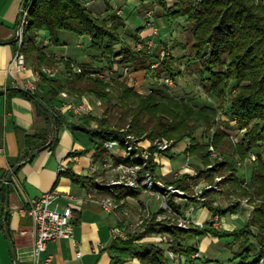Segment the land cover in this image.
<instances>
[{"label":"trees","instance_id":"1","mask_svg":"<svg viewBox=\"0 0 264 264\" xmlns=\"http://www.w3.org/2000/svg\"><path fill=\"white\" fill-rule=\"evenodd\" d=\"M161 3L168 18L173 20L185 17L192 23L194 31L192 48L199 59L201 66L199 72L208 92L224 102L230 81L232 79L241 81L238 92L232 95L231 105L226 109L225 114L237 119L241 128H246L243 139L234 142L228 132L221 128H216L214 134L207 130L208 134L199 137L198 130L202 126L206 125L210 129L214 124L216 110L208 106L197 107L184 98L175 97L168 92L165 85L149 92H140L130 84L120 82L121 86L114 87L115 90L110 92L108 91L110 81L106 76H96L87 66H81V71H76L70 59L61 58L60 62L65 63L66 74L55 78L43 77L44 83L50 85L48 91H42L38 87L26 88L27 91L18 89L8 91L11 96L21 95L36 100L39 106L52 114L50 117L53 119V130L50 136L46 133L25 135L24 143L27 148L23 160H32L34 157L28 159L29 156L50 140L49 147L54 146L57 131L65 126L74 133L80 131L87 135L97 149V156L105 155L107 153L105 141L123 139L127 131L111 125L110 118L106 116L97 118L91 112L80 115L67 112L76 118V121L71 120L65 115L66 113L56 108L54 102L64 90L78 100L84 94H91L109 105L113 104V97L116 95L124 108L132 112L129 132L146 134L153 140L166 136L174 139L175 144L186 138L190 139L192 144L188 149L189 153L202 160L201 164H196L199 178L214 181L217 173H225L226 170L229 172V177L222 182L224 187L221 193L226 197L235 195L237 198L223 208L215 205L217 192L207 190L204 204L211 210L220 209V213L224 215L237 211L243 197H248L251 201L255 196L261 198L250 220L241 228L217 229L211 222H207L204 228L199 230H174L183 248L189 252L198 249V242L194 240L203 234L211 233L219 238L233 237L235 240L241 238L245 249L237 252L233 259L241 258L242 264H246L245 260L251 257L253 251L250 226L260 229L261 239L264 235V151L257 150L264 142V0H180L172 8L166 7L164 0H161ZM27 21L24 26L22 49L27 62L35 68L45 65L55 66L60 63L59 58L48 48H41L38 45L39 33L47 32L52 44L59 45L57 32L72 31L81 35H90L91 47L103 53L102 55L110 63V68L118 63L131 66L136 71L144 70L156 77H161L162 73L167 76L176 73L174 64L177 59L173 54L163 59L159 68L153 67L154 61L160 60L159 54H150L144 49L135 50L130 45L124 44L123 38L116 32L117 28L109 27L105 20L94 16L82 0H34ZM208 42L211 45V53L204 57L203 51ZM118 44L123 46L118 48ZM17 47L16 40L15 51ZM131 100L134 102L133 106ZM93 121L98 124L96 128L91 126ZM212 135H215L214 142L217 148L226 156L223 161L216 162L215 165L210 156L208 142ZM254 151H257V155L249 165L251 171L240 174L236 165L237 160L253 155ZM69 174L74 181L86 179L74 171H70ZM246 179L248 185L244 186L243 181ZM167 181L191 190L187 174L169 178ZM0 198L5 204L7 201L5 184L0 188ZM162 224L164 223L157 225ZM136 238L134 236L129 241L118 238L113 240L110 248L117 263L138 255L144 248L145 244H137ZM150 248L152 256L145 257V260L147 258L149 262L159 261L162 264H169L162 250L153 245ZM253 253L258 254V251ZM256 258L250 264H257L258 256ZM209 262L210 260L207 259L206 264Z\"/></svg>","mask_w":264,"mask_h":264},{"label":"rangeland","instance_id":"2","mask_svg":"<svg viewBox=\"0 0 264 264\" xmlns=\"http://www.w3.org/2000/svg\"><path fill=\"white\" fill-rule=\"evenodd\" d=\"M82 1L92 11L94 16L101 20H105L109 27L117 28L116 32L121 38H123L124 44L130 45L135 50L144 49L150 54H159L160 60L154 61L152 64L153 67L159 68L161 64L160 62L172 54L177 59L174 64L176 73L173 76H167L162 73L161 77H156L152 74H148L144 70L136 71L131 66L118 63H115L110 68V63L107 58L102 55L103 53L101 51H95L91 47V42L89 41V37L91 38V36L82 34L86 35L85 38L82 39L85 41L83 42L84 49H88L91 54H94L92 57L94 58L93 63L96 66L89 68L91 69V72L94 71L93 73H95L96 76H106V79L110 81L108 91L113 92L115 90L114 87H120V82L130 84L140 92H149L152 89L161 88L165 85L168 92L175 97L184 98L190 104L197 107L208 106L216 110L214 124L210 129H208L206 125L202 126L198 130L199 137L208 134L209 132H207V130L214 134L216 128H221L225 132H228L229 137L234 142H240L243 139L246 128H241L237 119L230 118L225 114L226 109H229L231 105L230 99L232 95L238 92V86L241 81L236 79L230 81L226 90L224 102L219 100L216 95L206 90L202 83L203 79L201 78V73L199 72L201 69L199 59L195 55L196 52L194 51V48H192L194 40L192 23H190L185 17L173 20L168 18L165 15L166 12L161 0H135L140 3L138 12L139 16L143 19L142 27H136L134 23L128 22L130 11H127L125 16L123 6L119 4V0ZM179 1L180 0H164L166 7L168 8L174 7ZM131 8H134V6L129 5L127 10ZM139 24L140 23L138 22V26ZM146 28L147 30L149 29V31H147L149 33L143 34L142 31ZM69 33L74 36H77L78 34H74L75 32L72 33V31H63L60 34V38L65 39L69 36ZM38 41V45L41 48L46 47L50 52H52L50 48L54 50L53 48L58 46L52 44L51 37L44 31L39 33ZM71 45V48L76 50L77 41L73 40ZM121 46L123 45L118 44V48ZM59 50L60 49L57 48V52H59ZM57 52L53 51L52 54H59ZM210 53L211 45L210 42H208L204 48L203 56L206 57ZM57 58H59L60 62V59L64 57L58 56ZM62 63L64 62L62 61L58 64ZM57 65L50 67L58 70ZM73 65L75 67H81V65L76 63H73ZM98 101L99 104H96L97 106H95V109L92 110L91 113L97 116V118L106 116L110 118L111 125L118 126L122 131H127L123 139H108L119 141L120 148L109 150L105 147L107 150L106 156H109L112 160V169L110 171L111 176H109L106 181L99 183V185L108 192V195L102 198L112 197L120 204V218L122 219L120 225L124 228L125 235L117 238L129 241L136 236L137 238L135 242H137V244H145V246H143L144 248H142L138 255L132 256L140 257L144 264H162L159 261L149 262V259H144L145 257L149 258V256H152L151 245L156 246L163 251L164 258H167L169 264H187V261L190 258H192L194 264H206L199 246L198 249L193 252L186 251L179 238L174 234V230H199L204 228L207 222L196 223L193 215L192 220L189 223L181 219V216L186 213V210L182 208L183 204L185 203L187 208L190 207L193 202L204 204L207 198V190L216 191L218 199L221 194L220 191L224 187L222 182H224L225 178L229 177V172L226 170L225 173H217L214 181H209L206 178H199L196 164H201L202 160L191 152L189 153L188 149L192 144L190 139L186 138L178 144H175L174 139H170L166 136L153 140L146 134L139 135L135 132H129L128 130H131L130 123L133 117L130 109L127 110L124 108L121 104L122 102L116 95H114L113 104L111 105L103 102L101 99H98ZM133 105L134 102L132 101V106ZM227 123H229V125ZM91 126L96 128L98 124L93 121ZM214 136L212 135L208 142L210 144V156L215 165L216 162L223 161L226 156L222 154L219 148H217L214 142ZM129 145H132L133 151L128 150L127 147ZM179 145L180 148L184 147L183 152H185L186 157H191V169L190 166H188V162H186L188 161L186 160L187 158H184L185 154L178 151L177 147ZM257 150L259 152L264 151V142L257 148ZM113 152H116V155L119 153L120 157L116 158L113 154L111 155ZM169 153H172L174 157H177L181 153L178 157V162L185 160V166L182 167V170L178 168V171H181L182 175L180 176L186 174L189 176L191 190L174 184L173 182H168L167 179H173V176L166 177L158 172L162 157L169 155ZM135 154L140 155V160L136 158ZM254 155H257V151H254L251 156L239 158V160H237L236 165L241 172L240 174L243 175L244 172L251 171L249 165L252 164L253 159L255 158ZM109 164L110 163L106 162L104 165L109 166ZM116 166L119 168L116 169ZM229 168H231V166H229ZM176 176L175 173V178ZM180 176L178 175L177 177ZM200 179L202 180L203 185L198 189L195 184ZM247 181V179L243 181L244 186L248 185ZM173 189L179 190L173 192ZM132 195H140L143 198L139 203V208L136 210L137 213L135 216L134 214L132 215L130 206L127 208L125 203V199ZM231 197H227L229 200L223 206L231 204L237 198ZM244 198L248 197H243V199ZM156 200L158 201V204L154 205ZM249 201L252 202L253 207L256 208L257 205L260 204L261 198L255 196L253 201ZM166 204L171 207V210L168 209ZM215 204L222 207L218 202H215ZM213 212H215V214H221L220 209H215ZM240 221L241 220H239V223ZM124 223L127 224L126 227L123 226ZM159 223L164 224H162L163 226L157 225ZM211 223L215 228H219V225L216 226L214 222ZM250 229L252 232L250 233V241L253 244V251L251 257L248 260H245L246 264L255 261L257 256V264H264V235L261 239L260 229L256 226L252 225L250 226ZM222 243H228V245H224L219 249L223 257L213 264H242L243 259L233 258L237 252L245 249L243 239L240 238L235 240L233 237H223ZM254 251H258V254L253 253Z\"/></svg>","mask_w":264,"mask_h":264},{"label":"crops","instance_id":"3","mask_svg":"<svg viewBox=\"0 0 264 264\" xmlns=\"http://www.w3.org/2000/svg\"><path fill=\"white\" fill-rule=\"evenodd\" d=\"M23 2L24 0H0V88L23 86L27 82H35L38 88L46 92L50 89V85L44 83L43 77L55 78L56 76L43 74L41 72L43 66L35 68L28 63L27 69L17 72L15 76L9 72V66L16 48ZM119 4L123 6L125 16L127 11H130L129 18L127 16L129 23H134L136 27L143 24V19L138 12L140 5L138 1L119 0ZM129 5L134 6V8L127 10ZM138 22L140 23L139 26ZM147 31L149 29L146 28L142 33L148 34ZM61 32L63 31H58L56 34L60 44L53 48L54 50L50 48L52 52H57V48L60 49L57 52L59 54H55L57 57L70 59L74 64L81 66L86 65L92 68L96 66L93 63L94 58L92 56L94 54L83 47L85 41L82 39L86 35L74 33L77 34L74 36L69 33V36L61 39ZM73 40L77 41L76 50L71 48ZM89 41L91 42L90 37ZM57 67L59 73L57 76H61V74L65 76L64 63L58 64ZM8 91L0 93V188L5 184L8 172L16 164L21 163V167L12 176L8 205L7 201L4 204L0 198V264H15L6 237L7 230L19 263L33 264L36 229L33 218L26 212L25 208L29 199L37 198L42 193L54 188L79 198H85L87 201L84 204H75L74 238H59L49 241L47 254L52 255V260L41 264H142L140 257H130L121 263H117L110 248L116 238L111 228L118 225V220L114 215L106 212L99 202L102 197L108 195L107 190L101 187L99 183L106 181L111 176V168L104 165L106 162L111 163V158L106 156L107 153L101 157L97 156V149L87 135L80 131L74 133L72 129L65 126L57 131L54 146L40 150L32 160L24 161L23 155L27 148L24 143L25 135L46 133L50 136L53 130V119L50 117L52 114L39 106L36 100L21 95L11 96ZM68 100H76L77 102L84 100L92 106V110L95 109L96 104H99L98 99L91 94H84L78 100L64 90L54 102L56 108L60 109V106ZM65 115L76 121L75 116L68 113ZM177 148L178 151L183 152L184 147L180 148L179 145ZM115 153L113 152L111 155L113 154L116 158L120 157L119 153L117 155ZM183 153L185 154V152ZM180 154L177 157H172V153L163 156L158 172L166 177L173 176L172 178H175V173L177 176L182 175L178 168L182 170V167L185 166V160L178 162ZM186 160H188L186 162L191 169V157ZM62 164L66 166V171H61L60 166ZM70 171H74L86 179L74 181L69 174ZM195 185L199 189L203 185L202 180L200 179ZM224 195L221 193L216 201L223 208L228 205L223 206L229 200ZM231 196V198L236 197ZM141 199L143 200L140 195H132L125 199L127 208L130 206L134 216ZM155 202L154 205H157L158 201ZM190 207L193 208L192 215L196 223L210 221L214 222L216 226L219 225L218 229L226 230L243 227L248 223L255 209L248 198L242 199L237 211L228 212L224 215L215 214L209 206L203 203L193 202ZM190 207L187 208L184 203L182 208L187 211ZM239 220H241L240 223ZM194 241L198 242L203 258H205L204 261L210 260L207 264H213L222 259L223 255L219 249L229 243H222V238L211 233L200 235ZM79 252H81L80 255Z\"/></svg>","mask_w":264,"mask_h":264},{"label":"built area","instance_id":"4","mask_svg":"<svg viewBox=\"0 0 264 264\" xmlns=\"http://www.w3.org/2000/svg\"><path fill=\"white\" fill-rule=\"evenodd\" d=\"M28 1L29 4H26L24 9V21L17 34L18 47L9 66V72L14 76L17 72L24 71L28 67V62L22 46L24 42V26L28 22V13L34 0ZM74 69L76 71H81L80 67H75ZM41 72L48 76H57L58 73L57 70L50 66H43ZM22 87L36 89L37 86L35 82H27L26 84H23ZM92 109V106L84 100L80 102H77L76 100H68L60 106L59 110L63 113L68 112L80 115L91 112ZM119 145L120 143L117 140H107L105 143V147L109 150L119 149ZM127 148L129 151H133L132 145H129ZM135 155L136 158L140 160V155ZM109 167H112L111 163L109 164ZM115 168L117 169L119 167L116 166ZM60 169L61 171H66L67 168L62 164ZM178 190L179 189H173V192ZM86 201L87 199L85 198H79L70 193L61 192L56 188L42 193L37 198L29 199L25 210L33 218L36 229L35 257L33 264H41L43 262L48 263L52 260V255L47 254L49 241L59 238H74L76 225L74 207L75 204H84ZM99 202L106 212L114 215L118 220V225L111 228L114 236L116 238L124 236V228L120 225V222L122 221L120 218V204L112 197L101 198ZM166 206L171 210V207L168 206V204H166ZM192 209L193 208L190 207L186 213L181 216L183 221L187 223L191 222ZM126 225L127 224L124 223L123 226L126 227ZM80 254L81 252H79V255ZM187 264H194L192 258L187 261Z\"/></svg>","mask_w":264,"mask_h":264},{"label":"water","instance_id":"5","mask_svg":"<svg viewBox=\"0 0 264 264\" xmlns=\"http://www.w3.org/2000/svg\"><path fill=\"white\" fill-rule=\"evenodd\" d=\"M28 0H24L23 4H22V8H21V11H20V27L19 29L21 28V25L24 21V9L26 7V4H27ZM10 89H18V90H24V91H27L26 88L22 87V86H15V87H9V88H0V93H5L6 91L10 90ZM51 145V140L46 143L45 145L41 146L38 150H35L30 156L28 159L30 158H33L37 155V153L40 151V150H44L46 148H48L49 146ZM21 167V163L20 164H16L7 174V177L5 179V187H6V193H7V205L9 203V197H10V183H11V179H12V176L13 174L18 171V169ZM6 237H7V240H8V245H9V249H10V252H11V255L13 257V260H15V264H20L19 261L17 260V256H16V253H15V250H14V246H13V242H12V239L10 237V234L8 232V230L6 231Z\"/></svg>","mask_w":264,"mask_h":264},{"label":"flooded vegetation","instance_id":"6","mask_svg":"<svg viewBox=\"0 0 264 264\" xmlns=\"http://www.w3.org/2000/svg\"><path fill=\"white\" fill-rule=\"evenodd\" d=\"M221 189V188H220Z\"/></svg>","mask_w":264,"mask_h":264}]
</instances>
